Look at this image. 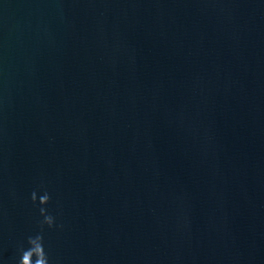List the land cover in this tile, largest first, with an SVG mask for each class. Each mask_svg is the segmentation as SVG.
<instances>
[{"label":"water","instance_id":"obj_1","mask_svg":"<svg viewBox=\"0 0 264 264\" xmlns=\"http://www.w3.org/2000/svg\"><path fill=\"white\" fill-rule=\"evenodd\" d=\"M41 207L49 264H264V0H0V264Z\"/></svg>","mask_w":264,"mask_h":264},{"label":"clouds","instance_id":"obj_2","mask_svg":"<svg viewBox=\"0 0 264 264\" xmlns=\"http://www.w3.org/2000/svg\"><path fill=\"white\" fill-rule=\"evenodd\" d=\"M31 199L33 203L37 201V194L33 192L31 194ZM50 200V196L45 193L39 198L40 205H46ZM40 214L44 217L41 222V233L36 236H29L27 242L29 247L27 249L21 248V258L18 264H49V256L45 252L44 248V237H43V226L47 225L49 228L54 226V217L47 213L45 207L40 208ZM35 257V259H33Z\"/></svg>","mask_w":264,"mask_h":264}]
</instances>
